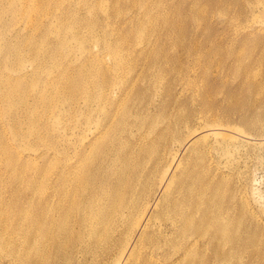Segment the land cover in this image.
Wrapping results in <instances>:
<instances>
[{
  "label": "rangeland",
  "instance_id": "obj_1",
  "mask_svg": "<svg viewBox=\"0 0 264 264\" xmlns=\"http://www.w3.org/2000/svg\"><path fill=\"white\" fill-rule=\"evenodd\" d=\"M0 208L53 264H264V0H0Z\"/></svg>",
  "mask_w": 264,
  "mask_h": 264
},
{
  "label": "bare ground",
  "instance_id": "obj_2",
  "mask_svg": "<svg viewBox=\"0 0 264 264\" xmlns=\"http://www.w3.org/2000/svg\"><path fill=\"white\" fill-rule=\"evenodd\" d=\"M112 48V45H109ZM8 96V94L6 95ZM21 158H24V155H20ZM25 158H32V156L30 154H27L25 156ZM107 198L109 197V194L106 196ZM109 201V200H108ZM110 202V201H109ZM108 202V203H109ZM93 213L96 210L95 208H91L90 209ZM105 210V209H102ZM104 213V212H103ZM102 213V214H103ZM121 213V212H120ZM119 213V214H120ZM95 214V213H94ZM101 214V215H102ZM96 216H98L97 214H95ZM100 215V216H101ZM122 218L124 220H128L129 218H125V216H123V214L121 213ZM251 218L254 220L255 216L251 215ZM60 231L61 233H59L58 238L59 237H63V235L67 234V227L66 225H60ZM209 228L211 229V231H213L214 233L212 234V238L215 239V243L220 242L226 235H227V229L225 226L220 225V224H211ZM29 239L26 240L23 244H20V242H18V240L16 241L14 238H9L7 239L5 237V235L3 234V210L0 208V258L3 259V257L1 255H3V252H7L5 249H9V251H11L12 255L11 257H13L14 260H12L13 264H53L52 260L53 257L55 256V254H48L46 257L44 254V250L46 248V244H48V240H44V241H38L36 236L34 235V232L31 231L29 234ZM82 234H78L76 235V238H81ZM93 237V236H92ZM53 239V243L55 246V252H57L58 250V246L60 245V239ZM196 242H190L189 240H185L184 244L181 245V249H179V252H175L177 253L176 257H178L180 254L182 255V257L187 256L189 254H191L189 251L191 250V248H193V245ZM68 257H70L71 255L68 254ZM181 257V258H182ZM71 259H75V261L77 263H80V260L76 257V255L71 258ZM180 259V256L178 257L177 260ZM170 264H173L172 262Z\"/></svg>",
  "mask_w": 264,
  "mask_h": 264
}]
</instances>
